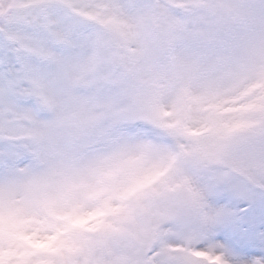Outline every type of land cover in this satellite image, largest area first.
I'll return each instance as SVG.
<instances>
[{
  "label": "snow or ice",
  "instance_id": "snow-or-ice-1",
  "mask_svg": "<svg viewBox=\"0 0 264 264\" xmlns=\"http://www.w3.org/2000/svg\"><path fill=\"white\" fill-rule=\"evenodd\" d=\"M0 264H264V0H0Z\"/></svg>",
  "mask_w": 264,
  "mask_h": 264
}]
</instances>
